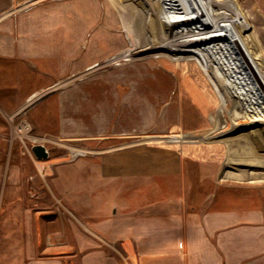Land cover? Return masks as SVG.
Masks as SVG:
<instances>
[{
    "label": "crops",
    "instance_id": "0c3cea01",
    "mask_svg": "<svg viewBox=\"0 0 264 264\" xmlns=\"http://www.w3.org/2000/svg\"><path fill=\"white\" fill-rule=\"evenodd\" d=\"M241 1L243 40L263 55L264 1ZM106 5L105 0H62L54 13L50 0H0V140L6 127L1 119L23 108L42 87L36 77L73 71L83 52L87 59L114 52L106 34ZM108 41L113 51L107 52ZM233 52L239 54L237 48ZM137 67L131 62L106 68L104 85L111 71L119 70L117 76L133 86L127 100L158 99L150 76L142 77L147 70L140 75ZM115 136L125 142L106 149L98 161L99 176L113 180L114 190L84 196L86 207L92 199L98 203L84 209L81 228L68 216L63 225L57 207L37 206L42 193L32 185L33 177L21 175V160L10 158L12 144L0 142V257L5 264H264V195L257 205L246 198L242 210L230 201L216 202L213 191L189 193L187 202L182 161L172 157L170 147L177 144L165 145L159 136L143 144L134 141V133ZM175 182L180 184L172 194Z\"/></svg>",
    "mask_w": 264,
    "mask_h": 264
},
{
    "label": "rangeland",
    "instance_id": "374dc122",
    "mask_svg": "<svg viewBox=\"0 0 264 264\" xmlns=\"http://www.w3.org/2000/svg\"><path fill=\"white\" fill-rule=\"evenodd\" d=\"M61 1L50 0L54 13L57 12V4ZM118 2L107 0L105 20L108 37L111 35L117 37L116 29L119 28L117 21L123 17ZM242 2L194 0V6L199 9L200 16L210 17L208 11L211 9L210 15L214 17L215 28L222 38V46L231 60L225 68L227 73L225 80L228 81L234 97L236 107L234 108L240 115L232 120L241 123L225 133L220 132V129L213 130L212 121H217L219 116L213 120L208 115L211 106L202 110L187 93L185 94V91L182 92L181 83L175 80L180 70L170 69L167 60L161 59L154 65L147 66L146 73L151 80L149 87L154 89L153 93L159 95L158 99L151 102L146 98L140 101L127 100L125 96L133 86L129 81L121 80L117 76L121 74L119 70L111 71L109 84L104 85V70L110 68L107 67L110 65L106 66L103 61L107 55H93L87 59L88 54L83 52V62L76 64L73 71L58 72L56 75L44 74L40 79L36 77V82L41 83L42 87L35 92L32 100H29L31 98L29 97L23 108L16 111L17 113H9L5 119H1L4 120L6 127L5 139H1L0 142L12 144L10 158L21 160V175L33 177L32 185L42 193L36 203L37 206L43 210H54L57 207L63 225L68 224L66 220L68 216L81 228L84 209L88 210L89 206L95 208L98 203V200L92 199L91 204H87L86 207L84 196L88 192L97 193L100 189L103 192L114 190L113 180H105L99 176V158L106 149H112L117 144L125 142L124 140L120 142L115 135L126 133L136 134L133 139L140 144L150 142L155 136H159L156 138L160 141L162 138H175L176 135L181 139L175 143L177 146L170 147L173 148L172 157L176 159L178 157L182 161L181 172L184 179L186 178L187 202L189 193L192 196L201 190L203 195L213 191L216 202L223 204L230 201V205H234L236 210H242L248 205L245 204L246 198H249L251 205L255 203L257 205L258 198L261 197L262 200L264 195V54H256L257 51L251 48L249 40H243ZM187 3L186 7L189 9L191 4L189 1ZM201 19L203 21V18ZM114 20L116 23L112 24L111 21ZM119 37L121 42L118 44L119 47L117 45L113 49L114 53L127 44L124 37ZM109 41L112 46L116 43L113 37L109 38ZM109 41L107 47L105 46L107 52L113 51L108 49ZM235 48L239 54L233 52ZM248 50H253L255 54H247ZM94 54L96 55V52ZM144 55L146 54L137 56L143 58ZM137 56L132 57V63L149 65L145 60L134 61L139 59ZM241 60L246 76L241 70ZM94 62L96 64L92 68H86L88 64ZM236 73L244 80L246 92H249L248 98L241 99L234 92L237 87ZM89 80L92 82L88 83ZM7 98L19 99L20 96L7 94ZM33 104H36L34 110L26 113ZM231 109V106H228V110ZM227 119L220 118L218 122L228 125L231 118ZM253 120L261 121L263 124L253 125ZM153 125H155L153 128L144 127ZM135 126L138 128H134ZM253 126L260 127L256 135L252 131ZM101 135L109 137L102 139L98 137ZM183 138L186 139L185 144ZM34 143L46 146L49 153L46 159H37L31 153L30 146ZM202 147L209 149L213 155H197L195 150ZM1 152L7 153L5 150ZM144 184L146 183L140 185ZM155 184L162 185L158 182ZM179 184L180 182H175L170 185L173 187L172 194ZM50 192L53 193V198L50 197ZM2 218L0 216V244L4 238ZM59 225L61 226V223ZM0 264H5L1 257Z\"/></svg>",
    "mask_w": 264,
    "mask_h": 264
},
{
    "label": "bare ground",
    "instance_id": "6f19581e",
    "mask_svg": "<svg viewBox=\"0 0 264 264\" xmlns=\"http://www.w3.org/2000/svg\"><path fill=\"white\" fill-rule=\"evenodd\" d=\"M105 1L107 3V0ZM118 1V6L120 4L124 18L121 17L120 19L119 16V23L117 21L119 28L116 29L117 37L115 36L114 38L113 35L111 37L116 40L114 47L121 42L119 36L124 37L127 44L116 53L113 52L108 57L106 56L103 60L106 63L105 65H110L107 67L113 68V66L116 67L130 61L132 62V57L138 54H146L143 56L144 59L139 58V56H137L139 59H134V61H148L149 65L138 64L136 70H139V74L142 75L148 69L147 66L154 65L156 61L161 59L163 61L167 60L171 66L170 69L180 70L178 78L175 80L181 83L182 92L185 91V94L187 93V96L189 95L193 102L195 101V104L199 105L202 110H206L207 106H211V110L208 107L207 113L213 120L216 116H219L216 119L217 121H212L213 130L220 129V132L225 133L231 128L238 127V123L241 122L232 119L238 118L240 115L238 110H235L234 97L230 92L231 88L228 81L225 80L227 75L225 68L226 66L228 67L231 60H229L227 52L222 46V38L217 28H215L214 17L210 15L211 9L210 12L208 11L210 17H206L200 16L199 9L194 6V0ZM188 1L191 4L189 9L186 7ZM201 18H203V21H201ZM119 60L124 61L120 62ZM240 63L241 70L246 76L242 60ZM95 64L88 66V69ZM163 66L167 67V69L169 68L167 65ZM237 74L235 76L237 87L234 92L241 99L248 98L249 92H246L247 88L244 86V80ZM142 77L149 78L148 74ZM228 106H231L232 109L228 110ZM234 112L238 114L235 115ZM220 118H231V121L228 125L222 124L218 122ZM252 123L253 125L254 123L263 124V122L256 120H253ZM258 129L260 127L253 126L254 135H256V132L258 133ZM179 140L181 139L176 135L175 138H162L161 143L173 145ZM184 140L186 139L183 138L185 144L186 141ZM195 152L200 156L213 155L209 152V149L204 147L195 150ZM70 156L72 157L71 153Z\"/></svg>",
    "mask_w": 264,
    "mask_h": 264
},
{
    "label": "water",
    "instance_id": "95a60500",
    "mask_svg": "<svg viewBox=\"0 0 264 264\" xmlns=\"http://www.w3.org/2000/svg\"><path fill=\"white\" fill-rule=\"evenodd\" d=\"M31 153L37 158V159H46L49 155L46 149V146L42 143H34L30 146Z\"/></svg>",
    "mask_w": 264,
    "mask_h": 264
}]
</instances>
